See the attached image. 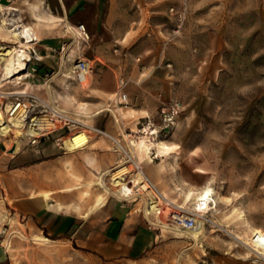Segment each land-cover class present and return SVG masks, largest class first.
Segmentation results:
<instances>
[{
	"label": "rangeland",
	"instance_id": "obj_1",
	"mask_svg": "<svg viewBox=\"0 0 264 264\" xmlns=\"http://www.w3.org/2000/svg\"><path fill=\"white\" fill-rule=\"evenodd\" d=\"M68 4L81 10L64 25L59 13ZM12 5L34 30L37 51L52 61V90L37 93L120 145L91 133L84 147L67 149L62 142L68 132L58 130L36 147L22 146L13 159L22 155L29 177L44 171L46 179L60 182L55 195L45 198L60 194L58 204L81 212L93 210L98 195L124 198L132 194L128 178L136 175L130 156L176 204L182 205L187 191L214 190V209L198 232L160 230L172 237L163 238L168 245L159 264H264V256L241 242L254 229L264 231V0H13ZM76 20L87 37L76 29L80 24L73 25ZM76 59L90 61L83 84L66 79ZM0 138L4 150L11 143ZM105 170L103 184L111 193L97 183ZM113 173L128 186L113 184ZM68 186L74 187L66 191ZM123 202L139 208L138 198ZM0 243L6 250L0 264H101L3 206Z\"/></svg>",
	"mask_w": 264,
	"mask_h": 264
},
{
	"label": "built area",
	"instance_id": "obj_2",
	"mask_svg": "<svg viewBox=\"0 0 264 264\" xmlns=\"http://www.w3.org/2000/svg\"><path fill=\"white\" fill-rule=\"evenodd\" d=\"M12 3L13 0H8V4L0 3V77L3 74V67L10 47H16L18 55L23 54L20 59L25 66L23 72L18 76L14 75L0 90V136L11 143L7 147V151L16 153L22 146L36 147L50 134L58 130H67L68 138L78 133H84L87 138L91 133L106 135L118 145L119 140L107 132L76 120L58 104L52 100H46L37 93L39 89H44L47 93L51 92V83L55 72L40 71L42 57L36 49L38 42L36 34L32 31L26 33L27 25L22 21L18 8ZM76 29L87 37L82 24L78 25ZM12 33L16 34L13 40L5 38ZM58 54L61 66V63L64 62L65 45L60 46ZM65 60H68L67 56ZM89 72L90 61L76 59L72 61V65L67 70L66 79L83 84L87 81ZM118 86V102L122 103L126 101V94L121 92L122 86H124L123 80H120ZM28 87L31 89L36 87V91L28 90ZM16 142H18V150L15 152ZM87 143L88 140L74 148H82ZM129 162L133 164L136 170V175L127 180L131 185L128 186V183L125 182L132 190V194H125L124 198L118 199L133 201L138 198V210L146 219H151L149 222L151 225L156 226L159 230L164 229L169 232L178 229L190 236L189 232L202 228L204 223L209 221L207 218L209 212L203 215L197 214L192 209L181 207L180 204L164 198L148 177L139 174V172H143L130 157ZM137 175L141 176L139 181H137ZM151 202L155 204L153 210L149 209Z\"/></svg>",
	"mask_w": 264,
	"mask_h": 264
},
{
	"label": "crops",
	"instance_id": "obj_3",
	"mask_svg": "<svg viewBox=\"0 0 264 264\" xmlns=\"http://www.w3.org/2000/svg\"><path fill=\"white\" fill-rule=\"evenodd\" d=\"M7 2L0 0L3 4ZM80 10L68 4L61 8L60 20L64 25H71L72 21L68 17ZM76 24L81 23L76 20L73 25ZM37 52L43 59L40 71L49 70L52 61L46 60L48 58L42 51ZM1 142L0 138V208L3 206L13 215H21L26 218V223L33 222L38 232L54 240L74 243L77 250L90 261L96 257L101 264L161 263L160 251L168 245L162 243L163 238L172 236L167 234L163 237L162 232L149 223L151 219H146L136 206L130 207L119 199L107 200L105 196L98 195L97 198H103L102 202L98 204L96 198L91 207L93 210L81 212L80 207L69 208L65 201L66 205L58 204L57 200L63 199L60 194L56 193V199L51 198L49 201L45 194L52 192L55 195L53 188L59 186L60 182L46 179L44 171L31 173L29 177L28 168L20 165L22 155L13 159L16 153H9L6 147L2 150ZM87 162L90 163V160ZM106 173L107 170L100 175ZM73 187L68 186L65 190L71 191ZM64 198L67 199L66 196ZM173 242L177 245L183 243L182 240L170 241L171 244ZM182 249L179 255L181 258Z\"/></svg>",
	"mask_w": 264,
	"mask_h": 264
},
{
	"label": "bare ground",
	"instance_id": "obj_4",
	"mask_svg": "<svg viewBox=\"0 0 264 264\" xmlns=\"http://www.w3.org/2000/svg\"><path fill=\"white\" fill-rule=\"evenodd\" d=\"M67 29L70 30V28H68V27H67ZM25 30H26V33H29V31L34 32V30L28 26L25 28ZM12 35H13V37L16 36L15 33H12ZM7 55H8V57L6 58V63L3 67V74L0 77V88H2V86L4 85V82L11 80V78L14 75L18 76V74L23 72L24 66H25L24 63L20 59V56L23 54L21 53L18 55V50L16 47H14V48L10 47V49L7 52ZM87 140H88V138H87V136H85L84 133H78V134H74L73 136H71L67 140L63 141L62 143L64 144L63 146L66 147L67 149H72L74 147L79 146L80 144H82L83 142H85ZM144 149L146 150V153H147L148 147L145 146ZM17 150H18V142H16V144H15V152ZM135 164H137V163L135 162ZM114 174L115 173H113V175H112L114 177H111L113 180V184L122 185L121 187L126 188L125 184L122 182V180L121 179L119 180V177L115 176ZM139 174L141 175V172ZM140 179H141V176H140ZM97 183L102 188H104L105 191L110 192L108 190V188H106L103 184V175H100L98 177ZM143 187H145V184H143ZM162 196L164 198H166L165 195H162ZM213 196H214V190L212 188H209V187H206V188L198 190V191H187L182 196L183 203L180 206L181 207H187V208L195 211L197 214L203 215L204 213L209 212L210 209L211 210L214 209V206L210 208V205L212 203H214ZM102 200H103V198L99 196L97 198V203L100 204L102 202ZM154 206H155V204L153 202H151L149 209L153 210ZM198 223H200V222L198 221ZM198 231H199V228L195 230V232H198ZM175 233L180 234V231L178 229H175ZM234 238H236L239 241L241 240L238 235H235ZM193 239H194V236H193ZM44 240H47V238H44ZM241 242L243 244L247 245L249 247V249L254 251L256 254H258L260 256H264V231H261L259 229H254L253 233L251 234V237L250 238L243 237V240H241Z\"/></svg>",
	"mask_w": 264,
	"mask_h": 264
},
{
	"label": "water",
	"instance_id": "obj_5",
	"mask_svg": "<svg viewBox=\"0 0 264 264\" xmlns=\"http://www.w3.org/2000/svg\"><path fill=\"white\" fill-rule=\"evenodd\" d=\"M6 259V250L0 243V262H3Z\"/></svg>",
	"mask_w": 264,
	"mask_h": 264
}]
</instances>
